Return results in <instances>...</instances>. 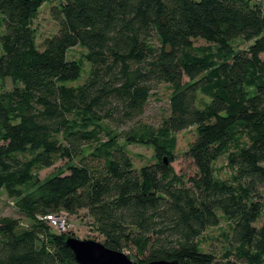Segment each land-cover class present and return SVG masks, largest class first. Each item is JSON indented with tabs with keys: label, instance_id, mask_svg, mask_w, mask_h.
<instances>
[{
	"label": "trees",
	"instance_id": "trees-1",
	"mask_svg": "<svg viewBox=\"0 0 264 264\" xmlns=\"http://www.w3.org/2000/svg\"><path fill=\"white\" fill-rule=\"evenodd\" d=\"M47 0H0V188L36 224L0 218V264H80L38 216L85 209L106 246L137 264H264V10L257 0H59L57 32L38 46L34 19ZM250 42L236 49L234 42ZM216 46L198 53L194 41ZM82 46L91 65L78 85ZM173 89L169 115L142 121L151 94ZM200 96L206 98L200 102ZM195 127L175 167V135ZM149 129V130H148ZM118 137L150 142L156 161L140 169ZM246 138L244 143L238 140ZM238 142L232 178L215 175L214 156ZM66 160V172L40 181L37 169ZM34 188V195H24ZM222 216L230 248L201 249Z\"/></svg>",
	"mask_w": 264,
	"mask_h": 264
},
{
	"label": "rangeland",
	"instance_id": "rangeland-1",
	"mask_svg": "<svg viewBox=\"0 0 264 264\" xmlns=\"http://www.w3.org/2000/svg\"><path fill=\"white\" fill-rule=\"evenodd\" d=\"M260 6L264 10V0H257ZM255 2V0H252ZM59 0H47L38 10L34 19V30L35 38L38 46H41L47 37L54 35L58 30V24L51 15V7L54 4H58ZM250 45V42L239 38L234 42L236 49H246ZM194 46L198 53L211 54L216 51V46L204 39H197L194 41ZM68 57L75 59L80 62L82 66V73L78 80L71 82L72 85H78L83 83L89 72L91 65L87 60V50L82 46H76L69 50ZM16 84L11 79L0 81V93L8 92L14 89ZM173 89L168 84H162L160 87L151 94L149 104L146 109V113L142 118V121L147 124L149 131H147L145 137L148 138L152 130H157L161 127L163 120L169 115L171 96ZM200 102L205 103L206 98L200 96ZM197 132L195 127H190L183 131L178 132L175 135L176 141V154L177 161L174 163L176 169L179 171L181 168L185 170H191L189 164L185 161V153L188 150L190 144L196 139ZM240 143H244L246 138L238 140ZM117 142L127 150L131 155L134 166L140 169L146 164L154 163L156 159L155 147L150 142H141L129 140L123 137H118ZM238 142L229 144L221 152H217L214 156V170L215 175L218 178L229 179L235 174V169L231 164V155L235 151V146ZM59 172H66V160H58L53 166L48 168L37 169L34 171L35 176L44 181L50 176H53ZM34 188L25 189L24 195L29 196L34 193ZM34 195V194H33ZM8 216L18 218L20 220V230L28 229L36 224L34 216H30L22 207L19 198L11 196L5 187L0 188V218ZM69 219L74 225L72 236L85 239L91 238L96 241H102L103 236L99 233L97 228L94 226L93 220L89 213L85 209L78 210L75 213H70ZM264 222V209L263 215L257 222V225H261ZM55 231V229H52ZM233 230V223L222 216L220 224L217 226L209 227L199 238L201 249L205 251H214L217 254H222L230 248V239ZM56 232V231H55ZM127 254L128 251H124Z\"/></svg>",
	"mask_w": 264,
	"mask_h": 264
},
{
	"label": "water",
	"instance_id": "water-1",
	"mask_svg": "<svg viewBox=\"0 0 264 264\" xmlns=\"http://www.w3.org/2000/svg\"><path fill=\"white\" fill-rule=\"evenodd\" d=\"M66 244L72 249L80 264H137L129 255L120 250L112 249L103 242L91 238L81 239L68 236ZM145 264H178L177 260H153Z\"/></svg>",
	"mask_w": 264,
	"mask_h": 264
},
{
	"label": "built area",
	"instance_id": "built-area-1",
	"mask_svg": "<svg viewBox=\"0 0 264 264\" xmlns=\"http://www.w3.org/2000/svg\"><path fill=\"white\" fill-rule=\"evenodd\" d=\"M70 213L66 210H60L58 213H51L44 216L39 215L40 221L46 222L52 229L60 233L72 231L74 225L69 219Z\"/></svg>",
	"mask_w": 264,
	"mask_h": 264
}]
</instances>
